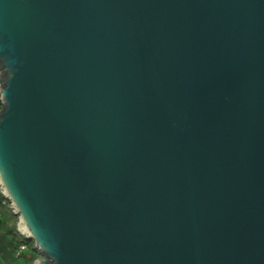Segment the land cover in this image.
I'll use <instances>...</instances> for the list:
<instances>
[{"label":"water","instance_id":"95a60500","mask_svg":"<svg viewBox=\"0 0 264 264\" xmlns=\"http://www.w3.org/2000/svg\"><path fill=\"white\" fill-rule=\"evenodd\" d=\"M0 102L33 264H264V0H0Z\"/></svg>","mask_w":264,"mask_h":264},{"label":"trees","instance_id":"16d2710c","mask_svg":"<svg viewBox=\"0 0 264 264\" xmlns=\"http://www.w3.org/2000/svg\"><path fill=\"white\" fill-rule=\"evenodd\" d=\"M2 110V104L0 102V111ZM1 218H0V232L3 235L10 236L11 240L14 244V248L18 246V244L22 243L27 245V250L30 252V256L28 258V264H33L39 256L33 249V242L30 240L24 239L16 230L15 226L9 227L6 226L8 221L12 219V214H7V205H1ZM4 215V217H2ZM21 257V256H20Z\"/></svg>","mask_w":264,"mask_h":264},{"label":"rangeland","instance_id":"374dc122","mask_svg":"<svg viewBox=\"0 0 264 264\" xmlns=\"http://www.w3.org/2000/svg\"><path fill=\"white\" fill-rule=\"evenodd\" d=\"M7 206H8V203H7ZM8 213L9 214H12L10 212V209L7 207V214ZM2 217H4V215ZM16 217L15 216H12V219H10V221H8V223H7L6 226H9V227L15 226V228H16V225H15V223L17 222ZM9 238H11V237L9 236ZM29 256H30V252L28 250L25 251V252H23V254H22V256L20 258L14 257L10 261H8L2 255H0V264H28V258H29Z\"/></svg>","mask_w":264,"mask_h":264},{"label":"crops","instance_id":"0c3cea01","mask_svg":"<svg viewBox=\"0 0 264 264\" xmlns=\"http://www.w3.org/2000/svg\"><path fill=\"white\" fill-rule=\"evenodd\" d=\"M0 255L8 261L14 258V244L9 236L0 232Z\"/></svg>","mask_w":264,"mask_h":264},{"label":"built area","instance_id":"2783aa9c","mask_svg":"<svg viewBox=\"0 0 264 264\" xmlns=\"http://www.w3.org/2000/svg\"><path fill=\"white\" fill-rule=\"evenodd\" d=\"M1 205H7V202L4 198H2L1 194H0V208ZM0 218H1V209H0ZM27 245L25 244H18V246L16 248H14V257L16 258H20V256H22L23 252L27 251Z\"/></svg>","mask_w":264,"mask_h":264},{"label":"bare ground","instance_id":"6f19581e","mask_svg":"<svg viewBox=\"0 0 264 264\" xmlns=\"http://www.w3.org/2000/svg\"><path fill=\"white\" fill-rule=\"evenodd\" d=\"M26 240H28V239H26Z\"/></svg>","mask_w":264,"mask_h":264}]
</instances>
